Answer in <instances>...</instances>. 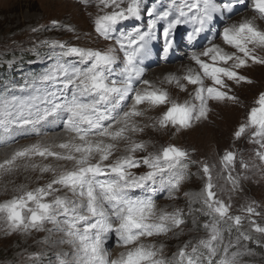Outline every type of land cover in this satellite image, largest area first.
Returning a JSON list of instances; mask_svg holds the SVG:
<instances>
[{
	"label": "snow or ice",
	"instance_id": "1",
	"mask_svg": "<svg viewBox=\"0 0 264 264\" xmlns=\"http://www.w3.org/2000/svg\"><path fill=\"white\" fill-rule=\"evenodd\" d=\"M245 2L171 0L166 10L158 12L155 7L144 9L143 0H99L103 9L111 11L94 18V30L99 39L114 45L92 48L60 40L42 41L60 51L47 71L0 94V144L10 146L17 135L44 139L15 149L0 162V176L23 167L39 169L42 175L51 173L52 178L32 189L21 185L15 189L16 195L0 202V231L6 235L45 230L61 233L59 242L70 245L72 252L57 253L56 264H242V257L251 250L240 240L253 239L240 231L242 222L247 219L256 233L264 234V225L252 219L262 215L254 206L256 202L240 209L246 217L232 214V196L228 202L221 198L225 189L216 182L214 166L193 159L194 150L175 143L149 150V141L133 136L147 128L180 133L206 121L213 111L211 102L240 103L234 86L254 83L241 70L264 65V55L260 54L264 52V27L257 23L258 19L264 21V0H250L255 16L222 28L223 44L210 39L202 49L191 51L188 59L192 63L182 73L169 72L161 81H152L146 78L144 61L151 55L158 22L164 21L160 34L167 57L175 50L178 26L190 24L187 39L196 42L202 33L214 28L218 16ZM142 11L153 17L146 30H121L125 21L140 19ZM51 23L54 28L75 32L59 21ZM166 86L187 93L188 98L181 101ZM255 105L234 136L239 140L250 132V141L259 146L255 155L264 162V92ZM161 108L158 116L149 118L150 124L137 119L149 109ZM57 123L62 133L43 131ZM121 143L122 153L117 155ZM237 155L226 151L220 157L231 193L243 191L241 180L247 179L232 174ZM37 156L56 163L37 164L33 162ZM238 163L245 170L249 168L242 157ZM197 164L203 187L198 193L184 195L191 198L190 204L200 203L195 211L211 217L200 225L208 235L185 242L169 258L164 255L163 243L144 241L176 229L183 234L186 216H193V227L197 221L191 208L187 214L179 208L158 210L155 185L159 181L168 198L176 199L175 194L192 175L190 166ZM63 190L71 195H61ZM136 190H144V195H134ZM49 224L52 229H46ZM233 228L240 235L235 242L229 238L225 243V233L230 237ZM110 239L125 249L115 259L105 247ZM233 248L236 250L231 251ZM39 257L40 253H33L29 259L38 261Z\"/></svg>",
	"mask_w": 264,
	"mask_h": 264
},
{
	"label": "rangeland",
	"instance_id": "2",
	"mask_svg": "<svg viewBox=\"0 0 264 264\" xmlns=\"http://www.w3.org/2000/svg\"><path fill=\"white\" fill-rule=\"evenodd\" d=\"M217 2L222 3L224 0H217ZM170 3L171 0H143L144 9L155 7L158 12L166 10ZM250 5V0H247L244 8L236 10L234 13H225L226 19L224 20L218 16L213 22L212 33L208 34V37L198 46L189 47L188 45L192 44L187 39V34L190 32L189 29L185 31L182 29L183 25L178 26L176 33L182 35L180 49L178 50L181 55L176 59H170L163 55V38L160 33L162 32L164 21L158 22L157 31L159 30V37L155 39V43L152 46V51L155 52L156 58L153 57L151 61H148V71L151 68L155 70L157 68L158 70L180 68L179 73H182L184 68L192 63L188 59L191 51L202 49L210 39H214L216 43L223 44L220 32L224 26L230 24V21L239 22L247 15L249 17L255 16L256 13L252 7H249ZM104 11H111V9H103V5L99 4V0H88L87 4L83 0H0V94L11 89L13 85L19 87L33 75L44 73L55 63V58L60 49L43 44L42 41L60 40L67 41L72 45L92 48H105L110 44L114 45L112 41L99 39L94 30V18L97 15H103ZM152 18L147 16L146 11H142L140 19L132 18L127 22L125 21L121 30L130 31L134 28L146 30L147 24ZM53 20L59 21L61 25L73 27L75 32H69L64 28L52 27L51 22ZM257 23L264 27V21L258 19ZM33 28H39L40 30L33 31ZM229 50L231 51V49ZM186 52L189 53L186 54ZM260 54L264 55V52ZM152 62L155 63L153 64ZM2 66H5V70H2ZM241 71L252 79L254 83L234 86V92L239 96L240 103L216 104L211 102L213 111L209 114V118L192 129L175 133L174 130L166 131L147 128L145 133L136 134L133 139L149 141V150H155L162 145L166 146L168 143H175L181 147L194 150L193 159L207 161L214 166L216 182L218 186H222L225 189L224 192L220 193L221 198L228 202V196H232L230 201L232 214L246 217L247 213H241L240 209L249 202L255 201L256 204L254 206L262 215L253 216L252 219L264 225V162L260 161L255 155L259 146L250 141V132H246L239 140L234 136L239 125L245 121L248 111L256 106L255 101L258 99L259 94L264 92V65H252ZM148 74L149 72L145 74L147 79ZM165 75L167 74H164L163 77ZM2 76L4 80L1 79ZM162 79L149 77V80L156 82ZM170 91L181 101L188 98L187 93H181L171 87ZM16 94L20 93L17 91ZM162 111V108L149 109L144 117L137 119L142 124H150L152 121L149 118L158 116ZM62 132L48 133L53 135ZM28 136H25L26 138H17V136L15 137L17 140L13 144L4 149L2 148V150L0 149V162L8 158L15 149L44 139L43 137ZM123 146V143H121L120 150L116 153L117 155L122 153ZM226 151H235L238 154L237 165L232 174L234 176L247 177V179L241 180L243 191L230 192L231 184L227 181L228 173L222 168L220 163V157ZM241 157L249 164L247 170L241 168L238 163ZM33 162L37 164L56 163L52 158L45 160L38 156L33 158ZM18 163L22 165L25 161H18ZM68 166L70 167L71 165L69 164ZM198 169V164L190 166L189 171L192 175L188 180L184 181L179 193L175 194L177 196L176 199L168 198L167 190L159 181L155 185L157 188L155 198L158 210L170 212L179 208L183 209L187 214L191 208L197 221L196 226L193 227V216H186L187 226H182L183 234H178L181 230L176 229L166 236L152 237L144 241L145 243H156L157 245L163 243L166 257L170 258L185 242L189 240L195 242L197 239L206 238L208 235L200 225L209 222L211 217L195 211L201 207L200 203L193 202L190 204L191 198L184 195V192L198 193L202 189L204 180ZM51 178V173L42 175L39 169L28 168L25 170L23 167L11 174L0 176V202L11 199L16 195L15 189L21 185L32 189L47 183ZM60 194L71 195L67 190H63ZM134 195H144V190H136ZM52 228V225H46V229ZM240 231L249 233L253 237L251 240H243L242 238L240 240L242 246H246L247 249L251 250V254H246L242 257V264H264V234L256 233L247 219L242 222ZM239 235L240 232L233 228L230 237L227 232L225 233V243H228L229 238L235 242ZM61 239L62 234L55 231H32L29 235L20 232L6 235L3 231H0V264H56L57 253L72 252L70 245L59 242ZM45 240L47 241L46 243H44ZM105 247L109 249L111 259L117 258L120 252L125 250L117 246L111 239L106 243ZM235 250V248L231 249V251ZM33 253H40L38 261L29 259V256Z\"/></svg>",
	"mask_w": 264,
	"mask_h": 264
},
{
	"label": "bare ground",
	"instance_id": "3",
	"mask_svg": "<svg viewBox=\"0 0 264 264\" xmlns=\"http://www.w3.org/2000/svg\"><path fill=\"white\" fill-rule=\"evenodd\" d=\"M64 1H67V0H64ZM246 4H247V0H246V2L244 3V4H240V5H238L234 10H233V12H231V13H234L236 10H239V9H241V8H243V7H245L246 6ZM249 7H251V5L249 6ZM251 13V12H250ZM221 17V19H226V15L224 14L223 16H220ZM245 17H249L248 15L247 16H245ZM245 17H243V18H245ZM230 23H235L234 21H230ZM186 26H188V24H185ZM189 29L190 30H192V27L190 26L189 27ZM210 31H212L211 29L208 31V32H206V33H202L201 34V37L198 39V40H200L201 39V41L203 40V39H205L206 37H207V35H208V33L210 32ZM179 35L180 34H178L176 37H179ZM197 40V41H198ZM176 47H175V50L173 51V52H171L168 56H167V58H169V57H171V58H174V59H176V58H179L180 56L179 55H181V52H178V50L180 49V46H179V42L177 41V39H176ZM194 43V42H193ZM151 45H152V42H151ZM151 45H150V47H151ZM189 47H194L193 46V44L192 45H189ZM189 52H186V54H188ZM151 55H152V52H151ZM148 58V57H147ZM189 61V60H188ZM185 62V61H184ZM191 62V61H190ZM187 63V62H186ZM179 65V64H178ZM144 66L146 67V69H147V71H146V73L147 72H149V74H148V79H149V77L150 78H153V77H158V79L159 78H163V75L164 74H168L169 72H175V73H179V70H181L180 68H178V69H175V70H172L173 68L172 67H169V68H172L171 70H167V69H159L158 70V68H157V70H155V69H152L151 68V70L150 71H148L149 70V67L144 63ZM168 66V65H167ZM43 68V67H42ZM153 68H155V67H153ZM183 69V68H182ZM169 88H170V86H168ZM174 90H176V89H174ZM177 91V90H176ZM175 91V92H176ZM186 94V93H185ZM43 131H45V132H49V133H51V132H58V131H63V129H62V127H60L59 126V123H57V124H55V125H52L51 127H45L44 129H43ZM18 136V137H17ZM16 137L17 138H19V137H22V138H26L25 136H27V135H17ZM30 137H33L34 135H29ZM28 136V137H29ZM17 139L15 138V140H14V142L16 141ZM14 142H12L11 144H13ZM5 147H7L6 145H2V144H0V149L2 150V148L4 149ZM10 148V147H9ZM11 151H12V149H11ZM168 196V195H167ZM123 249V248H122Z\"/></svg>",
	"mask_w": 264,
	"mask_h": 264
},
{
	"label": "trees",
	"instance_id": "4",
	"mask_svg": "<svg viewBox=\"0 0 264 264\" xmlns=\"http://www.w3.org/2000/svg\"><path fill=\"white\" fill-rule=\"evenodd\" d=\"M1 68H2V70H5V69H4V68H5V66H2ZM0 70H1V69H0Z\"/></svg>",
	"mask_w": 264,
	"mask_h": 264
}]
</instances>
